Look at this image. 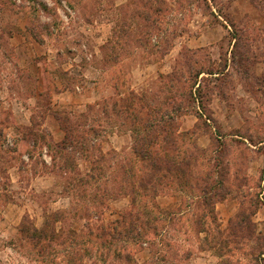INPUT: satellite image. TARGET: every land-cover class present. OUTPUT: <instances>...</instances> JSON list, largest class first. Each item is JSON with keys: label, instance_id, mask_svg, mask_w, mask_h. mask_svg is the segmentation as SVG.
<instances>
[{"label": "rangeland", "instance_id": "obj_1", "mask_svg": "<svg viewBox=\"0 0 264 264\" xmlns=\"http://www.w3.org/2000/svg\"><path fill=\"white\" fill-rule=\"evenodd\" d=\"M263 64L264 0H0V264H264ZM145 111L188 133V188L147 185Z\"/></svg>", "mask_w": 264, "mask_h": 264}, {"label": "trees", "instance_id": "obj_2", "mask_svg": "<svg viewBox=\"0 0 264 264\" xmlns=\"http://www.w3.org/2000/svg\"><path fill=\"white\" fill-rule=\"evenodd\" d=\"M198 119L201 117L196 115ZM59 121H61V129L64 133V138L61 141L60 149L62 151H66L69 149H73V145L75 144L78 136L75 134L73 127L69 122V118L67 116L60 118L56 116ZM137 117L132 118L131 122V133H132V146L131 152L132 155L138 158L143 163H146L145 166L148 168V171L145 173L149 174L147 179V185L154 189L155 185H161L163 183L165 187L170 188V186H175L178 189L188 188L190 178L192 176V170L196 167L198 154L195 156L189 157H181L180 150H179V141L180 137L186 136L188 133H177L176 127H174L173 118L170 117L168 113V123L165 124L162 120L155 121L154 117H151L148 111H145L144 118L136 119ZM167 126L168 130L164 129ZM164 129V130H163ZM196 146H194V149ZM140 172V171H139ZM141 174V173H139ZM164 181V182H162ZM138 188L146 189V183L144 175H139L138 180L136 182ZM208 185H205L202 189V199L206 197L208 192L207 190ZM135 198L131 200V209L135 208ZM149 208L148 205L146 207ZM154 213L161 216L166 214L163 210L156 208L155 206H151L149 208V213ZM154 211V212H153ZM133 212L130 211L128 213V217H132L131 214ZM127 217V216H125ZM123 218L119 225H121V229L118 230V224H116L113 228L110 229V235H117L121 238L131 240L132 242L137 243H147L150 248H155L163 243V238L157 240L156 242L153 241L148 235V231L140 230L138 232L136 229L133 228L132 222L126 221L127 218ZM49 225V224H48ZM45 227H48L47 225ZM34 231V235H30L32 238L36 239H43L47 238V228ZM157 230L153 227V231ZM142 231V232H141ZM26 233L27 231H22ZM30 238V237H29ZM157 250V249H156ZM154 253V252H152ZM158 252L156 253V255Z\"/></svg>", "mask_w": 264, "mask_h": 264}, {"label": "crops", "instance_id": "obj_3", "mask_svg": "<svg viewBox=\"0 0 264 264\" xmlns=\"http://www.w3.org/2000/svg\"><path fill=\"white\" fill-rule=\"evenodd\" d=\"M16 35H17L16 39H18L20 41L21 40H26V36L23 33H18ZM263 66H264V64H263ZM39 68H40V74H41V76L40 75H35L36 76V79H37L36 80V83H37L38 86L43 81H45L43 76L49 75L50 74L49 69L52 68V67H44L46 69L45 71L43 70V67H39ZM258 68H259V70H258L259 71V74L264 73V67H258ZM54 78L57 79V77H54ZM56 84L59 85V88L57 90V95H63L65 93V91H66V93H70V94L72 93L74 95L76 94L74 92H69V90H67L66 88L64 89V86H63V84L61 83V81L59 79H57ZM75 89L77 90V93H79V88L78 87H75ZM243 94L245 95V92H243ZM28 102L29 101L25 100V102L23 103V101L20 100V101L16 102V105H18L19 109H22V110H24V111L27 112V111H30V108H27L28 107V104H29Z\"/></svg>", "mask_w": 264, "mask_h": 264}, {"label": "built area", "instance_id": "obj_4", "mask_svg": "<svg viewBox=\"0 0 264 264\" xmlns=\"http://www.w3.org/2000/svg\"><path fill=\"white\" fill-rule=\"evenodd\" d=\"M42 158H43V160L46 162V163H48V161H49V157H47V155H46V151L45 150H43L42 151Z\"/></svg>", "mask_w": 264, "mask_h": 264}]
</instances>
